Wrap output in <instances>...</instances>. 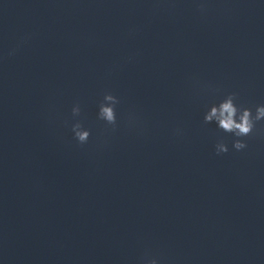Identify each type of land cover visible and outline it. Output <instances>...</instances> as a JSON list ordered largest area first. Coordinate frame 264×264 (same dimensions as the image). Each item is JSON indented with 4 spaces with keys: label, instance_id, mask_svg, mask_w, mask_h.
Returning a JSON list of instances; mask_svg holds the SVG:
<instances>
[{
    "label": "clouds",
    "instance_id": "clouds-1",
    "mask_svg": "<svg viewBox=\"0 0 264 264\" xmlns=\"http://www.w3.org/2000/svg\"><path fill=\"white\" fill-rule=\"evenodd\" d=\"M198 9L203 13L207 11V5L204 2L198 4ZM29 37H24L17 44L16 48L12 49L8 55H14L19 47L27 41ZM210 88V86H207ZM213 91H215L213 89ZM238 94L235 92L228 93L218 104L213 103L204 113L203 122L205 124L215 123L217 128L224 133L232 134L235 139L232 142V147L236 151H241L247 148V142L242 139L254 134L256 125L260 121H264V104L255 106V112L251 107H245L236 103ZM120 98L111 92H105L98 105L97 119L110 127L112 131H116L119 124L117 118V106L120 104ZM74 122L70 124V129L73 134V139L81 146L89 142L91 130L85 128L82 117V109L79 102L75 103L71 109ZM68 121L65 124L68 125ZM129 128L138 126V120L134 115H130L127 121ZM176 134H182V130L177 129ZM215 154L222 155L229 152L228 145L221 138L215 144ZM141 264H159L155 257H151L147 252L141 258Z\"/></svg>",
    "mask_w": 264,
    "mask_h": 264
}]
</instances>
